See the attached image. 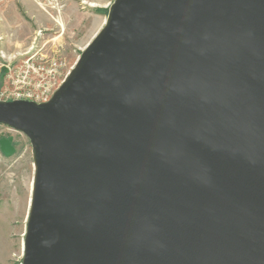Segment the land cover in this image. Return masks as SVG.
Here are the masks:
<instances>
[{"label":"water","instance_id":"95a60500","mask_svg":"<svg viewBox=\"0 0 264 264\" xmlns=\"http://www.w3.org/2000/svg\"><path fill=\"white\" fill-rule=\"evenodd\" d=\"M0 124L32 149L21 264H264V0H113Z\"/></svg>","mask_w":264,"mask_h":264},{"label":"rangeland","instance_id":"374dc122","mask_svg":"<svg viewBox=\"0 0 264 264\" xmlns=\"http://www.w3.org/2000/svg\"><path fill=\"white\" fill-rule=\"evenodd\" d=\"M92 7L82 9L77 1L69 6L66 15H70L68 24L63 11L59 15L61 28L54 22L53 33H45L44 40L53 39L61 33V39L67 41L66 46L60 48L61 59L67 68L72 65L65 59L76 50L88 44L95 33L94 13L99 7H108L113 0H88ZM108 11V10H107ZM20 14L23 12L20 10ZM64 14V15H63ZM107 15V13H106ZM33 31L23 28V22L16 28L0 27V49L9 55L23 53V41L32 39ZM32 34V35H31ZM31 35V36H30ZM75 46V47H74ZM50 44L46 51H49ZM55 47H57L55 42ZM80 49H78L79 52ZM11 138L15 153L5 157L0 152V264H21L23 239L30 208L33 188L32 149L29 140L23 134L0 124V140Z\"/></svg>","mask_w":264,"mask_h":264},{"label":"built area","instance_id":"2783aa9c","mask_svg":"<svg viewBox=\"0 0 264 264\" xmlns=\"http://www.w3.org/2000/svg\"><path fill=\"white\" fill-rule=\"evenodd\" d=\"M31 1L61 28L58 19L65 0ZM75 1L82 9L93 6L88 0ZM53 32L50 30L49 33ZM44 34V31L37 30L22 54L9 55L0 49V101L47 103L68 76L73 65L67 68L58 54L59 47H54L56 38L45 41ZM49 44L51 47L46 51Z\"/></svg>","mask_w":264,"mask_h":264},{"label":"crops","instance_id":"0c3cea01","mask_svg":"<svg viewBox=\"0 0 264 264\" xmlns=\"http://www.w3.org/2000/svg\"><path fill=\"white\" fill-rule=\"evenodd\" d=\"M72 1H75V0H65L63 2L64 7L61 10L65 14L63 15L66 19L67 24L69 22L68 20L71 17L69 14L66 15L67 10H63V9H68L69 6H72L74 4ZM20 10L23 12V15L20 14ZM107 10H108V7L103 6L93 11L96 29H95V33L91 37V40L97 34V32L102 28L105 18H106ZM22 22H23V28H30L31 31L34 30L32 34H34L37 30H42L45 33H49L50 30H53L52 29L53 21L42 10H40L37 7V5L33 3V1L31 0H0V27L16 28L20 26ZM62 35L56 37V41H55L56 45L59 47V50L60 48H62V46L67 45V41L63 38L61 39ZM45 36L46 34H44V38ZM30 41H31L30 37L27 40L23 41V53L30 46ZM86 45L87 44H85L81 48L77 46L73 54L70 55V57H68L67 59H65L67 63H69V65L70 64L74 65L77 59V56L80 54V50H83ZM78 49H80L79 52H78ZM59 50H58V54L61 57L60 55L61 53Z\"/></svg>","mask_w":264,"mask_h":264}]
</instances>
